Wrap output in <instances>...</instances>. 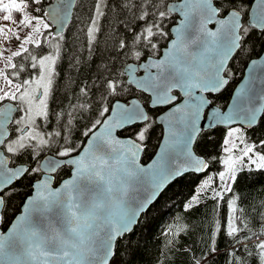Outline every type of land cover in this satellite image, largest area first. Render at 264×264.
I'll use <instances>...</instances> for the list:
<instances>
[{"label": "snow or ice", "instance_id": "snow-or-ice-1", "mask_svg": "<svg viewBox=\"0 0 264 264\" xmlns=\"http://www.w3.org/2000/svg\"><path fill=\"white\" fill-rule=\"evenodd\" d=\"M243 4L92 0L84 30L89 50L101 20L119 9L117 19L127 17L121 23L130 35L118 39L116 51L125 59L119 71L115 63L106 69L98 98L89 97L85 85L79 91L86 99L77 98L67 109L55 111L50 100L59 75L61 42L73 10L83 8V0H0V210L6 211L19 188L31 190L22 211L0 231V264H113L119 240L134 231L161 190L186 173L201 178L185 210L202 199L214 201V211L221 202L227 209L226 216L210 221L207 251L193 264H206V258L217 254L221 234L236 246L227 252L232 264H246L236 251H247L250 245L259 250V264H264V200L238 209V201H247L235 191L245 171L264 172V135H248L264 112V72L250 75L235 90L227 112L210 108V114L203 115L212 105L204 94L230 85L228 61L243 51L245 37L256 29L264 34V0H257V11L245 23ZM173 13L182 19L166 30L164 21ZM213 21L215 31L207 27ZM161 39L168 41L166 46ZM256 66L252 61L251 67ZM256 79L261 85L259 108L248 87ZM84 113L91 115L79 133L83 140L76 143L71 129ZM157 123L165 125V136L145 167L139 157ZM219 125L227 126L219 152H199L205 129ZM118 129L133 132L121 139ZM60 170L69 178L54 187ZM134 188L139 194L130 197Z\"/></svg>", "mask_w": 264, "mask_h": 264}, {"label": "trees", "instance_id": "trees-1", "mask_svg": "<svg viewBox=\"0 0 264 264\" xmlns=\"http://www.w3.org/2000/svg\"><path fill=\"white\" fill-rule=\"evenodd\" d=\"M252 1L244 0L242 23H245L247 19V12ZM109 2L115 4L118 0H109ZM83 5V8L73 10L71 22L64 32L65 39L61 42V58L57 64L59 75L56 79L53 99L50 100V108L55 111L67 109L71 103L78 102L77 98L80 102L86 99L79 91L85 85L90 89L89 97L98 98L102 91L99 85L103 79L107 78L106 69L110 71L115 63L116 70L119 71L125 59L123 55L117 57L116 47L119 38L130 35L124 31V25L121 23L127 17L121 14L118 20L119 9L109 11L108 17L101 20V31L89 50L84 30L87 27L92 0H83ZM176 20L177 16L174 14L172 18L166 19L165 29L169 30ZM245 39L247 43L244 44L243 51L239 55L235 54L228 65L232 72L230 85L217 95H208L212 104L218 107L224 108L227 105L234 87L243 76L247 63L263 51L264 34L259 30H252ZM167 42L166 39L160 40L162 46H165ZM90 115L91 113H84L83 116H78V122H73L71 135L76 143L83 140L79 133L82 132V125L87 123V117ZM56 127L53 121L52 128ZM226 130L227 128L222 126L205 130L206 135L202 134L197 150L216 155ZM132 132L133 129H126L120 134L129 136ZM253 133L255 136L264 135V114L258 124L248 130L249 136ZM161 137L162 128L159 124H155L144 142L145 150L141 156L143 163L152 158ZM209 139L213 143H208ZM45 154H47L46 150ZM215 170L213 168V171ZM68 176L66 170H60L56 174L54 184ZM200 178L198 174L188 173L166 187L158 199L141 215L134 231L119 240L114 258L115 264H193L194 259L203 257L209 243V223L226 216L227 209L226 203L221 202L219 211H214L215 202L202 199L200 204L185 210L184 204L187 203ZM30 191L27 187L19 188L12 198L11 205L6 211L2 210V216L5 217L1 221L3 230L20 211L22 202ZM235 191L247 201L245 205H241L238 201V209L259 204L261 200H264V172L245 171L239 176ZM230 196L231 194H228V197ZM217 247V254L206 258V264H232V257L228 256L227 252L236 246L226 243L221 234L217 240ZM236 255L246 264H259L260 261L259 250L251 245L247 251L238 249Z\"/></svg>", "mask_w": 264, "mask_h": 264}, {"label": "water", "instance_id": "water-1", "mask_svg": "<svg viewBox=\"0 0 264 264\" xmlns=\"http://www.w3.org/2000/svg\"><path fill=\"white\" fill-rule=\"evenodd\" d=\"M170 2H176V0H170ZM256 11H257V0H253L252 3H251V5H250V7H249L248 12H247V19H246V20L250 22V20L252 19V15H253V13L256 12ZM173 14L177 16V20H176V23L173 24L170 28H174V27H176V26L179 24L180 19H182V17H181L178 13H173ZM219 18H222V17H217V19H219ZM71 19H72V18H71ZM71 19L69 20L68 25L70 24ZM241 23H242V14H241ZM247 26H248V24H247ZM207 27H208L210 30L215 31L217 25H216L215 21H213L212 23L208 24ZM257 30H258V29H257ZM172 35H173V38H174V33H173ZM167 43H168V42H167ZM167 43H166V45H167ZM166 45H165V46H166ZM162 51H163V48H162L161 52H162ZM234 55H235V53L233 54V56H234ZM230 61H231V59L228 61V65H229ZM252 61H257V66H256L254 69L251 67ZM262 72H264V48H263L262 53H261L258 57L252 58V59L247 63V65H246V67H245V69H244V72H243V76H242V78L240 79V81L236 84V86L234 87V89H233V91H232V94H231V97H230V99H229L227 105H226L224 108H221V107H218V106L212 104L210 107H206V108L204 109V113H203V115H205V116L209 115V114H210V108H219L221 111L227 112V111H228V108L234 103L235 90H236L237 88H239L241 85H244V84H245V81L250 77V75L253 76V77H260ZM248 87L251 88V92H250L249 94H250L251 96H253V103H254V105H255L257 108H259L260 105H261V102L257 99V96H258V94H259V92H260V87H261V85H260V83H259V79H256V80L254 81V83L248 85ZM174 92H178V90H174ZM219 93H220V92L212 93V94H210V95H217V94H219ZM197 95H199V92H198V91H197ZM204 95H205V96H208L209 94H208V93H205ZM159 114H162V112H160ZM263 114H264V112H260V113L257 115V123H256V125L258 124V122H259V120H260V118L262 117ZM205 122H206V121H204L203 119L201 120V123H202V124L205 123ZM157 124H159V123H157ZM159 125H160L161 128H162V137H161V140H160V142H159V144H158V147H157V149H156L154 155L152 156V158H151L148 162L143 163V162L141 161L142 153L140 154L139 162L141 163L142 166H145V167H146L148 164H150V163L152 162L153 159H155V154H156V152L159 151V145L163 142V139H164V136H165V125H163V124H159ZM239 125H240V122L238 121V122L236 123L235 126H239ZM256 125H255V126H256ZM219 126H222V127L227 128L226 125H219ZM255 126H254V127H255ZM205 130H208V129H205ZM249 130H250V129H249ZM117 132L119 133L121 139H124V138L128 137V136H123V135L120 134V132H123V130L118 129ZM186 174H188V173H186ZM68 178H69V176L66 177V178H64V179H62L60 182H62V181L65 180V179H68ZM171 183H172V182H170L169 184H171ZM169 184H167V185L165 186V188H164L163 190H161L160 195H161V193L166 189V187H167ZM52 185H53L54 187H58V186H59V183L55 185V184H54V181H53V182H52ZM138 194H139V190H138L137 188H134V189L131 190L130 193H129L130 197L138 196ZM160 195H158L157 198H156L155 200L152 201V203L147 207V209H145V211H144L143 213H145V212L148 210V208H149V207H150V206H151V205H152V204L158 199V197H159ZM20 211H22V206H21V208H20ZM20 211H19V213H20ZM19 213H17L16 215H18ZM143 213H141V215H142ZM141 215H140V217H141ZM0 216H2V210H0ZM140 217H139V219H140ZM14 218H15V216L13 217L12 220H14ZM138 221H139V220H138ZM8 226H10V224H9ZM8 226H7V227H8ZM7 227L3 230V229L1 228V221H0V231H6Z\"/></svg>", "mask_w": 264, "mask_h": 264}, {"label": "flooded vegetation", "instance_id": "flooded-vegetation-1", "mask_svg": "<svg viewBox=\"0 0 264 264\" xmlns=\"http://www.w3.org/2000/svg\"><path fill=\"white\" fill-rule=\"evenodd\" d=\"M54 182H55V180H54ZM56 184H58V183H56ZM56 184H55V185H56Z\"/></svg>", "mask_w": 264, "mask_h": 264}, {"label": "rangeland", "instance_id": "rangeland-1", "mask_svg": "<svg viewBox=\"0 0 264 264\" xmlns=\"http://www.w3.org/2000/svg\"><path fill=\"white\" fill-rule=\"evenodd\" d=\"M113 264H115V262L113 261Z\"/></svg>", "mask_w": 264, "mask_h": 264}]
</instances>
